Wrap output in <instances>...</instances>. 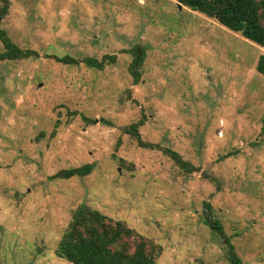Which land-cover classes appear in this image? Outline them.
I'll return each instance as SVG.
<instances>
[{
    "label": "rangeland",
    "instance_id": "374dc122",
    "mask_svg": "<svg viewBox=\"0 0 264 264\" xmlns=\"http://www.w3.org/2000/svg\"><path fill=\"white\" fill-rule=\"evenodd\" d=\"M8 1L0 27L28 53L0 57V264H73L56 250L81 206L156 264H232L211 218L264 264V47L177 0Z\"/></svg>",
    "mask_w": 264,
    "mask_h": 264
},
{
    "label": "trees",
    "instance_id": "16d2710c",
    "mask_svg": "<svg viewBox=\"0 0 264 264\" xmlns=\"http://www.w3.org/2000/svg\"><path fill=\"white\" fill-rule=\"evenodd\" d=\"M190 9L200 12L208 17H214L226 28L239 32L244 38L264 47V0H177ZM1 19L8 12V0H1ZM0 41L4 52L1 58L14 59L26 55L28 52L19 48L6 35L0 27ZM133 55L131 73L134 83L139 81L138 67L145 57V48L138 46L130 50ZM57 61L76 64L79 61L71 56H53ZM106 61L94 58L85 59L84 62L91 67L102 68L106 62H111L113 56L105 57ZM256 70L264 75V54L258 57ZM91 122L92 120L85 118ZM143 123L139 120L128 129L138 136L137 128ZM173 158L183 168L186 163L175 153ZM93 165L86 163L77 167L61 169L53 177L70 178L72 176H86L91 172ZM210 209V205L206 204ZM207 223L222 236L229 248V260L232 264H242L241 259L234 250L230 237L224 232L223 226L215 218L207 219ZM132 239V244L128 239ZM149 245L132 228L120 220H114L100 211L89 206H81L75 212L69 227L63 233L56 253L59 257L73 264H156L155 255L147 250ZM154 251V246H152ZM159 249V248H157Z\"/></svg>",
    "mask_w": 264,
    "mask_h": 264
},
{
    "label": "water",
    "instance_id": "95a60500",
    "mask_svg": "<svg viewBox=\"0 0 264 264\" xmlns=\"http://www.w3.org/2000/svg\"><path fill=\"white\" fill-rule=\"evenodd\" d=\"M179 4V6H181V3H178Z\"/></svg>",
    "mask_w": 264,
    "mask_h": 264
}]
</instances>
